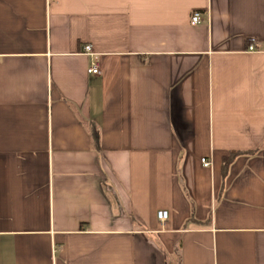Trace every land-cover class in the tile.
Returning a JSON list of instances; mask_svg holds the SVG:
<instances>
[{
	"label": "crops",
	"instance_id": "1",
	"mask_svg": "<svg viewBox=\"0 0 264 264\" xmlns=\"http://www.w3.org/2000/svg\"><path fill=\"white\" fill-rule=\"evenodd\" d=\"M0 264H264V0H0Z\"/></svg>",
	"mask_w": 264,
	"mask_h": 264
},
{
	"label": "built area",
	"instance_id": "2",
	"mask_svg": "<svg viewBox=\"0 0 264 264\" xmlns=\"http://www.w3.org/2000/svg\"><path fill=\"white\" fill-rule=\"evenodd\" d=\"M201 21V14L198 11H193L191 14V23H198ZM247 50L249 52H258V50L255 47V39L251 38L250 43L248 44ZM82 53L89 55L91 57V60L89 61L88 67H87V73L96 75L100 73V65L98 61V55L93 51L91 44L87 43L82 48ZM201 163L203 166L208 167L210 166L211 162L207 160L206 158L201 159ZM156 217L159 222H164L169 217V211L167 209H159L156 212Z\"/></svg>",
	"mask_w": 264,
	"mask_h": 264
},
{
	"label": "trees",
	"instance_id": "3",
	"mask_svg": "<svg viewBox=\"0 0 264 264\" xmlns=\"http://www.w3.org/2000/svg\"><path fill=\"white\" fill-rule=\"evenodd\" d=\"M242 152L241 151H233V152H230L229 154L227 155H224L223 156V159H222V167H223V170H227L228 168V165L230 164V162L234 159L235 156L241 154Z\"/></svg>",
	"mask_w": 264,
	"mask_h": 264
}]
</instances>
